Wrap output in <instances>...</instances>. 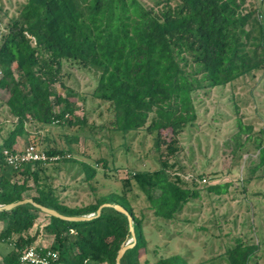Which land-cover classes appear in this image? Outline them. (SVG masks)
<instances>
[{
	"label": "trees",
	"instance_id": "16d2710c",
	"mask_svg": "<svg viewBox=\"0 0 264 264\" xmlns=\"http://www.w3.org/2000/svg\"><path fill=\"white\" fill-rule=\"evenodd\" d=\"M246 2L157 0L148 7L141 0H27L22 5L7 33L0 35V90L8 91L7 106L16 119L0 146V205L32 199L64 216L96 215L79 222L45 213L49 218L45 228L60 251L56 247L36 249L43 255L57 253L52 264H117L123 244L134 243L131 225L127 215L114 206L103 207L97 216L106 204L123 207L133 220L136 241L125 252L122 264H142L140 257L149 246L144 220L136 214L126 191L70 207L41 182L40 171L46 163H27L17 169L3 156V150H13L18 138L30 136V122L39 126L85 124V118L75 115L78 107L71 101L78 94L69 89L64 97L53 88L57 83L65 87L60 78L64 61L98 79L92 96L109 105L113 133L145 130L154 136L161 167L134 172L131 178L154 215L171 221L200 194L168 171L169 158L180 151V135L197 120L194 94L264 70V12L248 9ZM166 131L171 132L169 140L163 137ZM258 147V167H263L264 143ZM45 152L50 157L63 156L58 162H78L73 156L65 157L68 151ZM80 165L86 181L96 177L98 170L90 163ZM31 180L37 195L26 198L33 190ZM222 189L210 187L216 193ZM39 213L44 212L31 203L0 210L4 224L0 243L13 246L3 257L4 264H29L21 258L36 243L37 236L30 231ZM259 250V244L238 239L225 259L228 264H252ZM154 264L189 263L172 255Z\"/></svg>",
	"mask_w": 264,
	"mask_h": 264
},
{
	"label": "rangeland",
	"instance_id": "374dc122",
	"mask_svg": "<svg viewBox=\"0 0 264 264\" xmlns=\"http://www.w3.org/2000/svg\"><path fill=\"white\" fill-rule=\"evenodd\" d=\"M26 1L0 0V35L7 33V26ZM141 1L152 7L157 0ZM246 7L264 12V0H247ZM60 78L65 87L57 83L53 88L64 97L69 89L78 94L71 101L78 107L75 115L85 118V124L39 126L30 122V136L18 138L13 150L35 144L45 151H68L77 159L75 163L49 162L40 171L41 182L51 186L66 205L82 207L111 192L126 191L136 214L144 220L149 241L148 252L140 257L142 264L172 255L182 256L189 264H228L225 255L238 239L259 244L252 264H264V166L258 167V143H264V70L194 94L197 120L180 135V151L169 158L168 171L200 194L171 221L154 215L131 178L134 172L161 167L154 136L145 130L111 131L109 105L92 96L98 80L93 73L64 61ZM8 98V91L0 90V146L16 125ZM163 137L169 140L171 132H163ZM83 162L98 170L90 182L80 165ZM30 185L33 190L26 198L37 195L32 180ZM213 186H222V192L210 191ZM38 215L30 231L37 236L33 248L56 247L60 251L45 228L48 216ZM3 227L0 222V230ZM12 249V245L0 243V264Z\"/></svg>",
	"mask_w": 264,
	"mask_h": 264
},
{
	"label": "built area",
	"instance_id": "2783aa9c",
	"mask_svg": "<svg viewBox=\"0 0 264 264\" xmlns=\"http://www.w3.org/2000/svg\"><path fill=\"white\" fill-rule=\"evenodd\" d=\"M0 75L2 71L0 70ZM3 156L7 163L14 168H21L27 163H49L56 162L63 158V156H49L47 153L35 144H29L25 149L21 151H14L9 149L3 150ZM65 157L70 158L71 155L67 154ZM42 250L38 251L35 248L29 249L23 256L22 261L28 262L29 264H52V260L58 259V254L48 251L45 255L41 253Z\"/></svg>",
	"mask_w": 264,
	"mask_h": 264
},
{
	"label": "water",
	"instance_id": "95a60500",
	"mask_svg": "<svg viewBox=\"0 0 264 264\" xmlns=\"http://www.w3.org/2000/svg\"><path fill=\"white\" fill-rule=\"evenodd\" d=\"M28 203L34 204L37 208L41 209L47 215H50V216H53V217H57V218H60V219L66 220V221L83 222V221L91 220L93 217L96 216V215L80 216V217L64 216V215L60 214L58 211H56V210H53V209H50V208H47V207H44V206H42L40 204L35 203L32 199H24L23 201L15 202V203H12V204H9V205H5V206L0 205V210L13 209V208H15L17 206L28 204ZM105 206H114L118 211H120L121 213L127 215L128 219H129V223L131 225V232H132V237H133L132 240H133L134 243L133 244L132 243H125V244H123L122 248L120 249L116 261H117V264H122L121 261H122V258L124 256L125 252L128 249H130L131 247H133V245L135 244V241H136V234H135L133 226H132L133 220H132V217L130 216V214L128 213V211L125 210L123 207H121L119 205H111V204H106V205L101 206L98 209L97 216L100 215L102 208L105 207Z\"/></svg>",
	"mask_w": 264,
	"mask_h": 264
},
{
	"label": "crops",
	"instance_id": "0c3cea01",
	"mask_svg": "<svg viewBox=\"0 0 264 264\" xmlns=\"http://www.w3.org/2000/svg\"><path fill=\"white\" fill-rule=\"evenodd\" d=\"M45 248V247H44Z\"/></svg>",
	"mask_w": 264,
	"mask_h": 264
}]
</instances>
